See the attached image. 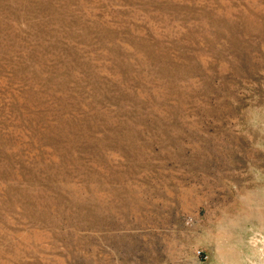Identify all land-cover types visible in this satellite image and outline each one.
Instances as JSON below:
<instances>
[{
	"label": "rangeland",
	"instance_id": "1",
	"mask_svg": "<svg viewBox=\"0 0 264 264\" xmlns=\"http://www.w3.org/2000/svg\"><path fill=\"white\" fill-rule=\"evenodd\" d=\"M0 264H264V0H0Z\"/></svg>",
	"mask_w": 264,
	"mask_h": 264
}]
</instances>
